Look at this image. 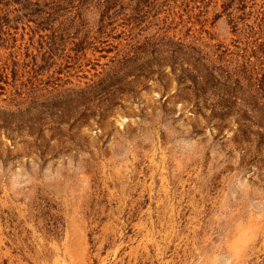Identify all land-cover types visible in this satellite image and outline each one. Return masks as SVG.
Masks as SVG:
<instances>
[{"label":"rangeland","instance_id":"obj_1","mask_svg":"<svg viewBox=\"0 0 264 264\" xmlns=\"http://www.w3.org/2000/svg\"><path fill=\"white\" fill-rule=\"evenodd\" d=\"M0 264H264V0H0Z\"/></svg>","mask_w":264,"mask_h":264}]
</instances>
